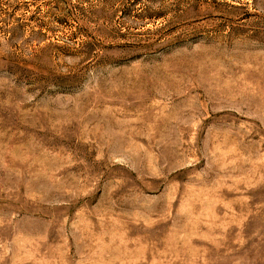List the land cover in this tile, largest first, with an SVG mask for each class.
Instances as JSON below:
<instances>
[{
    "label": "rangeland",
    "instance_id": "1",
    "mask_svg": "<svg viewBox=\"0 0 264 264\" xmlns=\"http://www.w3.org/2000/svg\"><path fill=\"white\" fill-rule=\"evenodd\" d=\"M0 264H264V0H0Z\"/></svg>",
    "mask_w": 264,
    "mask_h": 264
}]
</instances>
